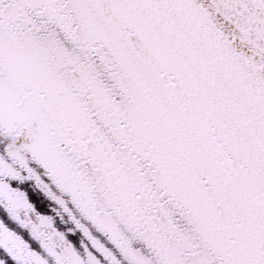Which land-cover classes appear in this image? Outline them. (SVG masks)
I'll return each instance as SVG.
<instances>
[{
  "label": "snow or ice",
  "instance_id": "snow-or-ice-1",
  "mask_svg": "<svg viewBox=\"0 0 264 264\" xmlns=\"http://www.w3.org/2000/svg\"><path fill=\"white\" fill-rule=\"evenodd\" d=\"M0 264H264V0H0Z\"/></svg>",
  "mask_w": 264,
  "mask_h": 264
},
{
  "label": "flooded vegetation",
  "instance_id": "flooded-vegetation-1",
  "mask_svg": "<svg viewBox=\"0 0 264 264\" xmlns=\"http://www.w3.org/2000/svg\"><path fill=\"white\" fill-rule=\"evenodd\" d=\"M33 199H35V197H33ZM38 210L41 211L42 213L44 212H47V209L44 208L43 206L39 205L38 204ZM58 227H61V230H63V227L62 226H59ZM70 239L72 240V242L78 247L79 246V239L78 237H70Z\"/></svg>",
  "mask_w": 264,
  "mask_h": 264
}]
</instances>
